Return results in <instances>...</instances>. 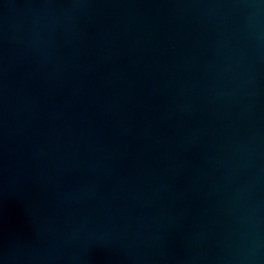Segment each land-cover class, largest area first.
<instances>
[{"label":"water","instance_id":"1","mask_svg":"<svg viewBox=\"0 0 264 264\" xmlns=\"http://www.w3.org/2000/svg\"><path fill=\"white\" fill-rule=\"evenodd\" d=\"M138 264H264V0H153Z\"/></svg>","mask_w":264,"mask_h":264}]
</instances>
